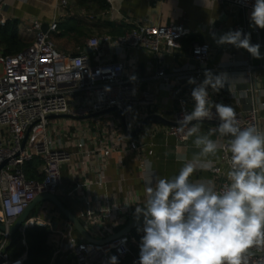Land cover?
Returning <instances> with one entry per match:
<instances>
[{"label": "built area", "instance_id": "1", "mask_svg": "<svg viewBox=\"0 0 264 264\" xmlns=\"http://www.w3.org/2000/svg\"><path fill=\"white\" fill-rule=\"evenodd\" d=\"M6 0H0V26L5 23L2 15ZM109 8L98 15L84 14L83 19L96 22L98 19L119 21L121 16L112 0H107ZM218 4L235 5L245 11H252L255 0H212ZM68 0H57L59 15L68 14ZM59 18L53 20L46 31L43 25L33 20L19 28L18 35L29 44L20 52L5 54L0 40V223L5 227L0 230V264H26L28 247L26 233L29 229L40 227L49 231L46 244L51 251L48 264H110L109 258L117 257L118 264H138L140 248L128 234L106 243L85 240L64 217L60 210L43 209L40 216H29L16 233L25 246L21 254L12 256L7 251L14 235L9 228L15 224L30 203L41 194L58 197L65 195L70 200L80 201L76 217L88 235L94 240H103L125 227L136 207L142 206L136 195H127L121 200L104 197V200L91 194L79 197L82 187L89 190L90 184L77 182L64 187L62 167L73 163L75 168L86 172L92 169L96 173L95 185L104 186V173L108 158L113 154L145 153V145L140 140L130 139L125 132L117 130L113 122L122 124L119 116L114 114V121H101L93 114L110 108H118L129 129L150 114H158L156 94L148 89H141L139 78L126 72L125 62L99 61L93 63L90 56L81 51L68 54L57 49L51 37L57 32ZM231 30H242L251 34L253 44L264 43L259 29L249 30L246 26L235 25ZM192 31L183 23L155 24L136 22L126 33L112 37L109 34L95 33L87 40V47L98 53L101 44L112 47L114 54H121L128 49H140L146 53L162 58L165 53L182 48V41ZM231 51V44H223ZM192 59L199 66L191 73L167 74L163 68L155 71L154 79L160 81L162 89L169 91L178 106L166 128V134L179 142H186V130L181 131L177 125L184 112H191L194 100L191 90L181 94L182 86L168 84L169 77L176 76L177 81L195 78L197 84L205 79L204 73L213 69L208 67L211 59V46L207 42L192 44ZM233 63V62H232ZM243 73L249 82L244 95L250 94L254 86V69L250 64H242ZM187 85L196 86L194 84ZM193 89V88H192ZM212 99L213 91L208 89ZM241 94V93H240ZM144 111L145 115L135 125L134 112ZM260 105H251L243 111H236L241 127L256 126L259 130ZM203 123H219L218 117ZM65 115V124L55 122L57 116ZM83 121L76 124L74 121ZM92 120V121H90ZM263 131V130H262ZM220 145L221 158L211 171L218 178L217 188L226 182L223 166L229 170L230 153L227 141ZM73 146L74 151L67 148ZM150 153V152H149ZM36 161L39 178H27L25 164ZM80 198V199H79ZM54 223L56 226L54 227ZM142 227V226H141ZM139 227V228H141ZM140 236L143 232L139 231ZM259 260V254L253 258ZM264 264V262H260Z\"/></svg>", "mask_w": 264, "mask_h": 264}, {"label": "crops", "instance_id": "2", "mask_svg": "<svg viewBox=\"0 0 264 264\" xmlns=\"http://www.w3.org/2000/svg\"><path fill=\"white\" fill-rule=\"evenodd\" d=\"M68 1L70 7L65 16L59 15L56 9L57 0H6L2 15L4 19L17 20L18 30L25 29L26 25L33 20L48 27L53 20L59 18L58 30L52 34L51 38L58 50L68 54L86 52L87 40L97 32L98 35L109 34L116 37L121 35V31H129L136 22L183 23L192 31V34L182 41L180 50L172 53H165L163 50L161 59L140 49H128L121 54H114L112 47L108 44H101L98 53H94L89 48L90 52L86 53L93 63L109 60L125 62L127 74L139 78L141 89H148L156 94L158 111L163 113L162 117L171 121L178 101L169 91L161 88L159 80L154 79L155 71L161 67L167 74L191 73L199 67L192 59V44L207 42L211 46L208 67L213 69V75L223 73L226 74L227 79L224 88L212 93V101L231 105L235 111H243L251 105H260L259 124L264 131V43L260 47L262 58L255 59L243 48L234 47L228 51L216 42L221 35L230 31L235 25L246 26L249 30L258 28L251 24V11H245L231 4L214 3L212 0H112L121 19L119 21L98 19L91 23L83 19L81 15L91 14L92 11L95 12L94 15L105 12L106 10L100 8L97 0ZM114 24L123 27L118 30L119 27H114ZM76 26L84 27L82 36L75 33ZM258 29L260 38L264 39V29ZM243 63L252 65L254 69L253 91L247 95H244V90L249 87V82L241 68ZM175 77V75L169 77L168 84L181 85L182 94L194 88L187 85L188 81H177ZM144 115L143 110L134 112L135 125ZM97 118L101 121H114V113L102 114ZM82 122L74 121L76 124ZM63 123H66L65 120ZM113 124L117 130L124 132L122 124L118 121H114ZM217 125L218 123L214 122L203 123L201 134H208ZM167 127V125L152 123L137 137L132 138L144 143L145 153L141 156L132 153L123 156L113 153L106 163L102 188L95 185L97 177L95 171L88 169L84 172L83 169L75 168L76 165L73 163L62 167L64 187H70L75 182L83 186L90 184L89 190L85 187L81 188L79 197L91 194L102 200L106 197L118 201L127 195H136L143 206L146 199L145 176L149 163L156 176L170 179L179 173L186 162H193L195 165L196 170L190 177L191 180H210L217 184L218 178L212 173L211 167L220 162L221 150L216 154L197 155L200 149L193 143L195 137H189L186 142H179L166 134ZM210 138L216 140L218 144L223 141L228 142L229 139V137H221L218 132ZM67 149L74 151L73 146ZM223 171L226 173L228 169L223 166ZM68 203L72 213H74L73 210L78 212V209L82 208L80 201L68 199Z\"/></svg>", "mask_w": 264, "mask_h": 264}, {"label": "clouds", "instance_id": "3", "mask_svg": "<svg viewBox=\"0 0 264 264\" xmlns=\"http://www.w3.org/2000/svg\"><path fill=\"white\" fill-rule=\"evenodd\" d=\"M251 24L264 29V0H255ZM218 44L243 48L260 59V45L251 42V34L230 30ZM197 84L188 83L194 107L177 121L187 137L200 149L197 155L216 154L222 146L210 137L219 133L229 137L230 153L226 182L217 188L213 181L190 179L193 162H186L172 178H161L149 163L145 176V202L137 206L134 217L143 216L138 231L143 232L138 264H260L264 262V131L256 126L241 127L231 105L215 103L208 89L219 92L227 84L226 74L204 73ZM230 91V90H229ZM218 117L219 123L208 134H201L205 120ZM259 254V260L254 257ZM118 264L117 257L109 258Z\"/></svg>", "mask_w": 264, "mask_h": 264}, {"label": "trees", "instance_id": "4", "mask_svg": "<svg viewBox=\"0 0 264 264\" xmlns=\"http://www.w3.org/2000/svg\"><path fill=\"white\" fill-rule=\"evenodd\" d=\"M99 2V6L103 10H107L109 8V5L107 1L104 0H97ZM104 1V2H103ZM113 24V23H112ZM115 25V26H114ZM114 27H119L122 29V25L114 24ZM75 33H78L79 35L84 34V27L82 26H76L74 27ZM126 33V31H121V35ZM0 40L2 43V46L4 48L5 54H15L17 52H20L23 50L29 43L23 39H21L18 35V22L14 19H6L5 23L0 26ZM37 165L38 162L32 161L27 162L24 166L25 173L27 178H39L41 179V176L37 174ZM60 201L63 203V205L66 208L69 207L68 203V197H65V195L60 194L58 196ZM49 231L44 228L40 227H34L32 229H29L26 233V242L28 247V256L26 260V264H48L50 258H51V251L48 248L46 244L47 236ZM135 234L131 237V234ZM139 231L138 228L131 231L128 235L129 237L135 242L137 246H140L141 238L138 235ZM137 254L139 252L135 250Z\"/></svg>", "mask_w": 264, "mask_h": 264}, {"label": "water", "instance_id": "5", "mask_svg": "<svg viewBox=\"0 0 264 264\" xmlns=\"http://www.w3.org/2000/svg\"><path fill=\"white\" fill-rule=\"evenodd\" d=\"M47 28H48L47 25H43L44 31H46ZM85 51L90 52V50L88 48H85ZM182 92H183V89L181 91V94H182ZM107 113H114L120 117L121 122H122V126H123V130H124L125 134L130 139L137 137L143 129H145L146 127H148L152 123L162 124V125H167V126H171L174 124L172 121L165 119L161 115L150 114V115L146 116L142 121H140L134 129H129L128 126L126 125L125 121H124L122 112L118 108H115V107L104 110V111L96 113V114H93L90 117H95V116H99V115L107 114ZM57 117L63 118L66 116L60 115ZM44 200L51 201L60 210V212L64 215V217L67 218L70 221V223H72V225L74 226L76 231L87 241L106 243V242H109V241L116 239L120 236L129 234L131 231L141 227L143 224V216L142 215L139 217V219H136L133 216L131 218V220L128 222V224L125 227H123L121 230L117 231L116 233L107 237L106 239L97 241V240L92 239L88 235V233L86 232V230L82 226L80 220L76 217V215L74 213H72V211L70 209L66 208L63 205V203L60 201V199L58 197L53 196V195H49V194H41L30 203V205L26 208L24 213L18 218V220L15 222V224L9 228V231L14 235L16 233V231L18 230V228L21 226V224L27 220V218L29 217V215L32 212V210L34 209V207L37 204H39L41 201H44ZM53 226L55 227L56 224L54 223ZM4 228L5 227L0 223V230H4Z\"/></svg>", "mask_w": 264, "mask_h": 264}, {"label": "rangeland", "instance_id": "6", "mask_svg": "<svg viewBox=\"0 0 264 264\" xmlns=\"http://www.w3.org/2000/svg\"><path fill=\"white\" fill-rule=\"evenodd\" d=\"M95 12H91V14H94ZM52 39V38H51ZM53 41V40H52ZM64 118H57L56 119V121H62L61 122V124H64L63 122H64ZM67 122V121H66ZM43 209H52V210H57L55 207H54V205H53V203L51 202V201H49V200H44V201H41L39 204H37L35 207H34V209L32 210V212H31V216H40V215H42V213H43ZM73 212H74V214H77V212L76 211H74L73 210ZM133 235H135V234H131V237L133 236ZM139 236H140V234H138ZM22 238L23 237H21V235L19 234V233H16L15 235H14V240H13V242H12V244H11V246H10V248L7 250L8 252H9V254H11L12 256H15V255H19V254H21L23 251H24V249H25V246L23 245V243H22ZM25 238H26V236H25Z\"/></svg>", "mask_w": 264, "mask_h": 264}]
</instances>
